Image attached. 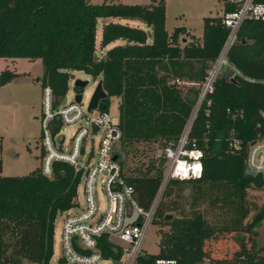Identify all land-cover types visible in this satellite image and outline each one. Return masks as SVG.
<instances>
[{"label":"trees","instance_id":"16d2710c","mask_svg":"<svg viewBox=\"0 0 264 264\" xmlns=\"http://www.w3.org/2000/svg\"><path fill=\"white\" fill-rule=\"evenodd\" d=\"M222 1L221 15L204 17L199 39L185 26L167 32L165 0L149 4L0 0V58L39 59L43 67L40 85L51 89L53 108L65 99L70 71L100 77L107 96L98 108L108 111L110 98L119 99L122 137L117 155L139 204L148 208L167 164L163 147L181 136L229 32L222 15L238 7L232 0ZM106 18L136 24L103 22L98 47L105 49L117 40L124 43L98 56L97 23ZM227 60L242 75L234 74V80L217 75L189 131V139L202 151V174L167 182L152 223L164 220L169 228H158V254L139 255L136 264H151L156 257L202 264L207 258L202 251L204 241L231 232L238 249L231 258L211 259V264H264V246L258 247L256 231L264 219V203L247 197L249 189L264 190V179L260 174H245L250 142L264 138V21L242 22ZM17 75L9 69L1 71L0 87ZM53 123L55 134L60 121ZM139 144H153L154 152L146 155L147 163L129 169V157L146 154L137 148ZM40 154L39 165L30 173L0 175V264H51L57 215L77 205L82 172L56 160L51 175L46 176L41 168L43 148ZM185 188L191 192L190 213L177 204V198L170 199L181 196ZM198 206H207L219 217L207 219L206 211ZM98 246L103 257L114 263L122 255V246L107 235L98 238Z\"/></svg>","mask_w":264,"mask_h":264},{"label":"built area","instance_id":"2783aa9c","mask_svg":"<svg viewBox=\"0 0 264 264\" xmlns=\"http://www.w3.org/2000/svg\"><path fill=\"white\" fill-rule=\"evenodd\" d=\"M238 7L222 15V23L229 29L215 66L209 70L202 84L191 117L176 142H169L163 147L167 159L164 176L158 193L148 208L142 207L134 187L123 175L121 159L117 150L120 145L122 130L118 120L114 121L108 111L93 108L83 109L82 99L66 103L63 101L53 108V94L49 87L43 88V110L41 118V146L45 152L42 158V173L50 176L52 163L64 161L81 171L80 184L84 194V204L77 200V205L63 213L61 224L60 262L66 264H99L105 260L98 246V238L107 235L108 239L122 246V255L118 264H136L139 255H145L141 244L152 220L167 182L170 179L199 178L202 174V151L189 139L192 121L200 103L207 93L213 90V81L218 74L230 67L234 74L240 71L227 60V52L237 39L238 30L245 19L264 21V2L254 0H232ZM96 111V115H91ZM59 120L57 132L52 133L54 120ZM84 122L87 126L82 124ZM62 125H77L68 149L63 148L64 136L60 134ZM55 126V125H54ZM101 132V139L96 150L86 153V142L93 141ZM233 147L237 142L232 143ZM116 155V158H113ZM246 168L260 174L264 179V138L253 140L249 144ZM105 202L101 206L98 198L97 179ZM79 184V185H80ZM134 216L132 222L126 220ZM151 264H178L177 259L156 257Z\"/></svg>","mask_w":264,"mask_h":264},{"label":"rangeland","instance_id":"374dc122","mask_svg":"<svg viewBox=\"0 0 264 264\" xmlns=\"http://www.w3.org/2000/svg\"><path fill=\"white\" fill-rule=\"evenodd\" d=\"M104 1H113L124 4H149L151 0H89L90 3L98 4ZM166 4V20L165 28L168 33H172L174 28L185 26L192 35L201 38L203 34V19L206 16H217L222 14V0H165ZM120 22L125 23L129 20L119 18L98 19L96 43L98 56L104 55V50L116 44H123L122 40L110 43L105 49H100L99 41L101 37V29L103 22ZM135 22V21H130ZM215 66L213 63L212 68ZM4 69H9L18 75L9 83L0 87V175H25L30 173L40 163L41 151V136H42V110H43V88L40 85V78L43 74L42 63L39 59L30 61L27 58H15L14 60L0 58V72ZM70 79L68 83V91L64 101L66 103L73 101L77 94L74 88L75 81H85L86 84L82 91V106L87 112V107L91 95L100 80V77L93 78L91 75L82 70L70 71ZM39 78V81H36ZM189 87V86H188ZM100 102V101H99ZM118 102L117 97H111L108 107V113L114 120H118ZM88 113V112H87ZM96 115V111L91 114ZM84 126H87L82 122ZM77 125H62L60 134L64 136L63 148L68 149L72 142L73 133ZM101 139V132L94 136L93 141L90 139L86 142L85 151L89 153L92 149L96 150ZM137 148L144 151L145 156L127 160V166L132 169L140 163H147V156L154 152L153 144H139ZM126 166V167H127ZM97 179L98 198L101 206L104 205V194L100 190V179ZM164 192V190H163ZM163 192L161 195H163ZM77 200L84 204V194L82 185L77 189ZM162 197V196H161ZM160 197V198H161ZM170 199H176L186 213L191 212V192L185 188L181 196ZM247 197L249 200L256 201L259 204L264 203V190L249 189ZM199 207V206H198ZM199 209L205 212L207 219L219 217L217 212L209 209L207 206H200ZM178 212L174 213L177 216ZM63 215L60 213L55 220L54 228V243L53 255L51 264H66L60 262L61 256V224ZM161 227L164 231L168 230L169 226L161 220L159 225L150 224L144 240L141 244V250L145 254L157 255L159 251V230ZM258 247L264 246V219L256 228ZM247 237V236H246ZM250 244V243H249ZM198 252L193 243L191 245ZM238 249V244L234 239V233H220L216 236L204 241L202 251L207 254L202 264H211V259H229ZM263 254V252H261ZM21 264H37L35 262L23 261ZM99 264H118L112 260H105Z\"/></svg>","mask_w":264,"mask_h":264},{"label":"water","instance_id":"95a60500","mask_svg":"<svg viewBox=\"0 0 264 264\" xmlns=\"http://www.w3.org/2000/svg\"><path fill=\"white\" fill-rule=\"evenodd\" d=\"M223 76L224 78L226 79H231V80H234V72L233 70L230 68V67H226L223 71ZM36 81H39V78H36ZM86 82L85 81H75V84L74 86L75 87H78V88H83L85 86ZM82 92H77V94L75 95V100L77 102H80L81 99H82ZM107 96V93L105 92V90L103 89L102 87V82L101 80H99V82L97 83L92 95H91V98L89 100V103H88V107L87 109L90 111L91 109L93 108H97L98 105H99V101L106 98ZM113 158H116V155L113 157ZM245 174L246 175H250V176H254L255 175V172L249 170V169H245ZM168 217H171V215H169ZM134 220V216H131L130 218H128L126 220V223H129V222H132Z\"/></svg>","mask_w":264,"mask_h":264},{"label":"crops","instance_id":"0c3cea01","mask_svg":"<svg viewBox=\"0 0 264 264\" xmlns=\"http://www.w3.org/2000/svg\"><path fill=\"white\" fill-rule=\"evenodd\" d=\"M129 22H130V21H129ZM130 24H134V25H135V24H136V22H131ZM117 41H118V40H117ZM117 41H115V42H117ZM113 43H114V42H113ZM11 60H12V59H11ZM13 60H14V59H13Z\"/></svg>","mask_w":264,"mask_h":264}]
</instances>
